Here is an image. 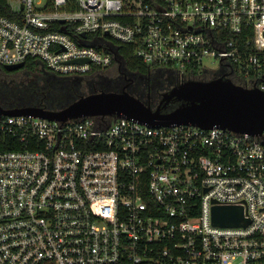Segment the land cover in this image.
Returning a JSON list of instances; mask_svg holds the SVG:
<instances>
[{"label": "built area", "instance_id": "built-area-1", "mask_svg": "<svg viewBox=\"0 0 264 264\" xmlns=\"http://www.w3.org/2000/svg\"><path fill=\"white\" fill-rule=\"evenodd\" d=\"M0 66L67 77L118 44L184 79L264 90V0H7ZM86 59L87 62H71ZM202 70V73L199 72ZM0 264H264V131L0 113ZM241 207L246 226L212 222Z\"/></svg>", "mask_w": 264, "mask_h": 264}, {"label": "water", "instance_id": "water-1", "mask_svg": "<svg viewBox=\"0 0 264 264\" xmlns=\"http://www.w3.org/2000/svg\"><path fill=\"white\" fill-rule=\"evenodd\" d=\"M116 53V60L121 62ZM86 59L71 62H87ZM24 63L6 65L7 71L19 70ZM211 79H190L165 93L156 108L127 91L93 92L82 95L65 107L52 110L36 106L6 109L8 115H33L49 120L68 121L84 117L127 118L152 127L192 125L203 129L219 127L239 134L259 136L264 131V90L236 84L225 74ZM180 104L169 111L170 101ZM212 222L222 227L246 226L241 207L214 206Z\"/></svg>", "mask_w": 264, "mask_h": 264}, {"label": "flooded vegetation", "instance_id": "flooded-vegetation-1", "mask_svg": "<svg viewBox=\"0 0 264 264\" xmlns=\"http://www.w3.org/2000/svg\"><path fill=\"white\" fill-rule=\"evenodd\" d=\"M112 69L113 71L107 72ZM7 71V70H6ZM22 73L23 76H34L36 79L30 81V85L36 84L38 86L43 78H54L64 83L67 89L76 90L84 85L89 86H99L105 91H116L122 92L127 91L129 93H140L142 96H147L148 100L156 98V102L153 104V108H156L165 93L169 92L172 88L179 85L182 82L187 81L179 73L173 71L172 69L165 67H152L149 74L142 73H131L119 63H114L111 67L93 71L90 74L76 77H67L54 74L44 67H39L38 69L29 70L26 63L24 66L15 71H7L4 76H13ZM221 74V73H220ZM134 75V76H132ZM218 74H203L202 78H212ZM133 77V78H132ZM201 78V79H202ZM150 82V85H149ZM247 87H255L257 85L243 84ZM180 104L179 101H170L163 107L164 111H168L173 107H177Z\"/></svg>", "mask_w": 264, "mask_h": 264}, {"label": "trees", "instance_id": "trees-1", "mask_svg": "<svg viewBox=\"0 0 264 264\" xmlns=\"http://www.w3.org/2000/svg\"><path fill=\"white\" fill-rule=\"evenodd\" d=\"M0 15H9L8 12V6H7V0H0ZM119 48V54L124 59V67L129 70L131 73H142V74H149L151 72L152 67L144 64L140 59H138L134 55V45H127V44H118ZM27 67L29 70L34 69L35 62L33 60H29L26 62ZM7 72L3 66H0V76H3L4 73ZM219 75H216V78ZM51 79L52 83L48 84H38V86H35L36 84L28 85L26 84V87L29 86L30 89L26 90L28 92V96L20 97L19 95H16L14 92H10L8 94H2L0 93V105L6 109H12V108H18V107H24V106H36V107H42L45 109H52V110H58L63 107H65L67 104L71 103L72 101L78 99L82 95H87L89 93L93 92H100L104 89H101L99 86H89L84 85L82 87L77 88L76 90L67 89L64 83L60 82L57 79L54 78H47ZM202 79H211V78H202ZM54 81V82H53ZM150 85V82H149ZM83 88L84 91H83ZM15 89V88H13ZM132 95L140 98L143 100L146 104L150 105L151 107H154L153 104L154 101L148 100L147 96H142L140 93H131ZM66 97V103L62 106H55L51 103L52 97ZM154 102V103H153ZM176 107H173L169 110H172ZM0 141H3V139H0ZM15 147H5L0 145V150H12Z\"/></svg>", "mask_w": 264, "mask_h": 264}, {"label": "rangeland", "instance_id": "rangeland-1", "mask_svg": "<svg viewBox=\"0 0 264 264\" xmlns=\"http://www.w3.org/2000/svg\"><path fill=\"white\" fill-rule=\"evenodd\" d=\"M120 64V63H119ZM123 66V65H122ZM204 66L205 68L208 70L209 74H214L216 72L219 71V62L217 61H212L211 59H206L204 61ZM38 69V67H36ZM173 70H176V67H173ZM113 71L112 69L108 70L107 72H111ZM202 73V70L199 72V74ZM134 76V75H132ZM37 77L34 76H23L22 73H19L17 75H13V76H0V93L2 94H8L10 92H14L16 93V95H19L20 97L23 96H28V92L26 90L30 89L29 86L26 87V84L30 85V81L36 79ZM48 78V77H47ZM47 78H43L41 80L40 77V84H48V83H52L51 79H47ZM133 78V77H132ZM230 79L235 82L236 84H241L236 77H232L230 76ZM54 82V81H53ZM15 88V89H13ZM85 88H83L84 91ZM13 92V93H14ZM146 96V94H145ZM51 103L55 106H62L66 103V97L62 96V97H52L51 98ZM151 101L156 102V98L155 99H151ZM153 102V103H154Z\"/></svg>", "mask_w": 264, "mask_h": 264}]
</instances>
